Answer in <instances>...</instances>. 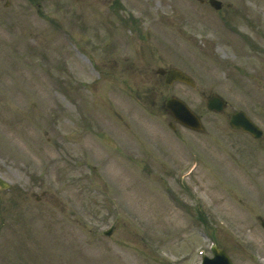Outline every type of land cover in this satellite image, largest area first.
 <instances>
[{
	"label": "rangeland",
	"instance_id": "rangeland-1",
	"mask_svg": "<svg viewBox=\"0 0 264 264\" xmlns=\"http://www.w3.org/2000/svg\"><path fill=\"white\" fill-rule=\"evenodd\" d=\"M6 1L0 264H199L212 243L264 264V134L229 125L244 110L264 133V0H60L68 20L59 0H11L20 21ZM173 65L197 83L179 92L203 132L132 90L138 67Z\"/></svg>",
	"mask_w": 264,
	"mask_h": 264
},
{
	"label": "water",
	"instance_id": "water-1",
	"mask_svg": "<svg viewBox=\"0 0 264 264\" xmlns=\"http://www.w3.org/2000/svg\"><path fill=\"white\" fill-rule=\"evenodd\" d=\"M211 4L216 8H221V2L219 0H210ZM169 78L179 79L185 82L193 83L190 77L184 74L181 70L172 69L169 71ZM167 107L171 110L175 119L184 124L185 126L194 130H202V122L200 117L182 100L171 99L167 103ZM208 107L211 110L220 111L225 107V101L219 96H212L209 99ZM230 124L234 128H241L242 130L249 132L256 138H260L263 134L262 129L254 123L244 111L235 112L230 120ZM1 186H6L1 183ZM264 226V221L262 222ZM214 258H205L204 264H231L229 257L223 250H214Z\"/></svg>",
	"mask_w": 264,
	"mask_h": 264
},
{
	"label": "flooded vegetation",
	"instance_id": "flooded-vegetation-1",
	"mask_svg": "<svg viewBox=\"0 0 264 264\" xmlns=\"http://www.w3.org/2000/svg\"><path fill=\"white\" fill-rule=\"evenodd\" d=\"M35 1H39L40 0H35ZM58 1V0H57ZM69 1V0H67ZM11 0H7L5 5L3 6L4 9H6L7 14H5L7 17H10L11 15H14L12 18H19L20 21V17L22 16V13L19 12H13L11 13V11L9 10V8L12 7V4L10 5ZM63 1H58V5L60 6H64L63 5ZM40 4V3H39ZM69 6V3H67V7ZM66 7V9H67ZM66 17V15H65ZM65 17H61L59 18L62 22H64ZM26 19L28 21L27 17H24L21 22H25L24 24L27 25L28 23H26ZM66 19L68 20V18L66 17ZM57 20V19H56ZM54 19V21H56ZM53 21V22H54ZM52 22V25H53ZM66 23V21H65ZM67 30V29H66ZM172 67H177L176 65L173 66H166V67H158L156 70L152 69V68H146V67H138L137 69V75H139V78L133 79V85L134 88H132L133 91L136 92L137 97H142L143 99H146L148 96L149 97H155V95H159V94H164V98L160 103V107L158 108V110H160L159 115H162L164 117L169 116L171 118V113L170 111L167 109L166 106V101L169 98L172 97H180V92L179 90L184 88V87H191L194 89H197V86H190L180 80H173L171 82H168V74L166 73V70H169ZM164 90H166V95ZM137 100H139V98H136ZM156 101L153 100V103H155ZM155 112V111H154ZM156 114H158L157 112H155ZM178 130V127L176 125L175 127V131ZM11 220V219H10ZM21 222L22 225V221L19 220L17 222V224H19ZM21 225L18 226L17 228V232L20 234L21 232Z\"/></svg>",
	"mask_w": 264,
	"mask_h": 264
},
{
	"label": "bare ground",
	"instance_id": "bare-ground-1",
	"mask_svg": "<svg viewBox=\"0 0 264 264\" xmlns=\"http://www.w3.org/2000/svg\"><path fill=\"white\" fill-rule=\"evenodd\" d=\"M11 99H13V98H11ZM19 103V102H18Z\"/></svg>",
	"mask_w": 264,
	"mask_h": 264
}]
</instances>
